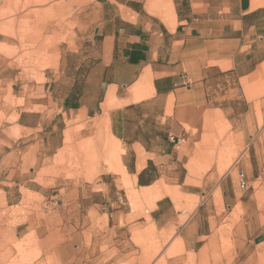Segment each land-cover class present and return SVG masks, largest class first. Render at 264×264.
Instances as JSON below:
<instances>
[{
    "label": "crops",
    "instance_id": "0c3cea01",
    "mask_svg": "<svg viewBox=\"0 0 264 264\" xmlns=\"http://www.w3.org/2000/svg\"><path fill=\"white\" fill-rule=\"evenodd\" d=\"M93 8L87 44L64 53L71 83L61 107L100 118L102 138L119 149L123 182L151 200L128 227L192 247L200 225L189 203L202 183L214 182L231 209L245 203L237 189L264 188V0H93ZM61 84L49 83L51 98ZM24 198L19 185L0 180L8 250L42 248L56 264V240L40 232ZM254 241L243 261L264 264V229Z\"/></svg>",
    "mask_w": 264,
    "mask_h": 264
},
{
    "label": "rangeland",
    "instance_id": "374dc122",
    "mask_svg": "<svg viewBox=\"0 0 264 264\" xmlns=\"http://www.w3.org/2000/svg\"><path fill=\"white\" fill-rule=\"evenodd\" d=\"M93 9V0H0V180L24 191V208L56 240V264H100V254L104 264H254L243 259L264 229L258 183L243 193L235 186L245 203L232 209L214 182L202 183L189 203L191 221L200 225L192 247L173 236L160 244L159 234L128 227L151 200L138 199L123 182L119 149L115 154L102 138L100 118H78L61 107L71 83L64 53L87 44ZM56 79L57 100L48 88ZM252 191H259L256 204L247 202ZM9 243V232L0 229V264H49L42 248L31 254L18 248L15 256Z\"/></svg>",
    "mask_w": 264,
    "mask_h": 264
},
{
    "label": "built area",
    "instance_id": "2783aa9c",
    "mask_svg": "<svg viewBox=\"0 0 264 264\" xmlns=\"http://www.w3.org/2000/svg\"><path fill=\"white\" fill-rule=\"evenodd\" d=\"M239 188L242 190V191H245L246 188H247V183H246V180L244 178V175L242 173H240V178H239Z\"/></svg>",
    "mask_w": 264,
    "mask_h": 264
},
{
    "label": "trees",
    "instance_id": "16d2710c",
    "mask_svg": "<svg viewBox=\"0 0 264 264\" xmlns=\"http://www.w3.org/2000/svg\"><path fill=\"white\" fill-rule=\"evenodd\" d=\"M144 181L140 178L139 183L142 184Z\"/></svg>",
    "mask_w": 264,
    "mask_h": 264
}]
</instances>
